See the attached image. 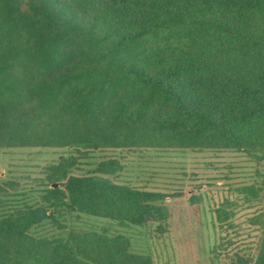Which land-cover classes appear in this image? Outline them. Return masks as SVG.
Masks as SVG:
<instances>
[{"label": "trees", "instance_id": "1", "mask_svg": "<svg viewBox=\"0 0 264 264\" xmlns=\"http://www.w3.org/2000/svg\"><path fill=\"white\" fill-rule=\"evenodd\" d=\"M38 147L264 160V0H0V149ZM76 162L52 168L46 206L0 216V264H154L122 235L31 234L63 206L124 226L166 218L169 195L70 176ZM240 190L253 201L262 189ZM216 216L235 227L233 211ZM255 222V254L235 264H264V215Z\"/></svg>", "mask_w": 264, "mask_h": 264}, {"label": "rangeland", "instance_id": "2", "mask_svg": "<svg viewBox=\"0 0 264 264\" xmlns=\"http://www.w3.org/2000/svg\"><path fill=\"white\" fill-rule=\"evenodd\" d=\"M71 157L77 162L70 176L104 177L169 195L163 201L167 216L163 221L152 217L140 226H124L63 206L54 219L32 228V235L49 239L92 231L122 235L131 241L134 253L150 256L154 264H235L237 255L248 259L255 254L259 238L254 224L264 215V160L235 150L0 149V216L46 206L47 190L58 186L49 182L52 168ZM109 161L120 164L121 170L108 176L97 172ZM254 184L262 189L260 197L247 201L239 189ZM221 207L234 212L233 229H222L217 222L216 211Z\"/></svg>", "mask_w": 264, "mask_h": 264}]
</instances>
